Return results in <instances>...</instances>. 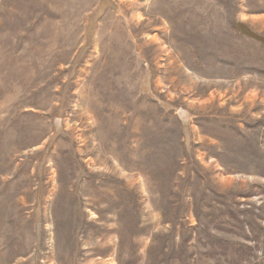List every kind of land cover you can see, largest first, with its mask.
I'll return each instance as SVG.
<instances>
[{
    "label": "rangeland",
    "instance_id": "1",
    "mask_svg": "<svg viewBox=\"0 0 264 264\" xmlns=\"http://www.w3.org/2000/svg\"><path fill=\"white\" fill-rule=\"evenodd\" d=\"M247 30L264 0H0V264H264Z\"/></svg>",
    "mask_w": 264,
    "mask_h": 264
},
{
    "label": "bare ground",
    "instance_id": "2",
    "mask_svg": "<svg viewBox=\"0 0 264 264\" xmlns=\"http://www.w3.org/2000/svg\"><path fill=\"white\" fill-rule=\"evenodd\" d=\"M157 21V20H156ZM154 22V21H153ZM107 67H109V66H107ZM111 67V66H110ZM102 68V67H101ZM113 68V67H112ZM104 69V68H103ZM102 70V69H101ZM104 71H106V70H104ZM109 72H110V68H109ZM114 72H116L115 70H114ZM117 73V72H116ZM128 73H130V72H128ZM100 74V73H99ZM105 74L107 75V73L105 72ZM123 74H125V73H123ZM104 75V74H103ZM110 75V74H109ZM115 75V74H114ZM108 76V75H107ZM121 76V75H120ZM112 77V76H111ZM111 77H109L108 76V79L109 78H111ZM114 77H116V76H114ZM119 77V76H118ZM102 78V77H101ZM117 78V77H116ZM120 78V77H119ZM100 79V78H99ZM105 79H106V77H105ZM114 79V78H113ZM100 80H102V79H100ZM100 80H99V82H100ZM115 81V80H114ZM98 82V81H97ZM99 82H98V84H99ZM107 82V81H106ZM111 82H112V80H111ZM116 82V81H115ZM120 82H121V80H120ZM123 80H122V84H123ZM110 83V82H109ZM118 82H116V86L118 85L117 84ZM101 84V83H100ZM102 85H104V84H102ZM106 85V84H105ZM104 85V86H105ZM109 85H113L112 83L111 84H109ZM120 85V84H119ZM124 85V84H123ZM123 85H121L122 87H123ZM114 86V85H113ZM121 86H118V87H120V88H117V89H121L122 87ZM94 87L95 88H97L96 86H95V84H94ZM101 87V86H100ZM100 87H99V89H100ZM99 89H97V90H99ZM110 89V88H109ZM125 89V88H124ZM104 90V89H103ZM102 90V91H103ZM107 89H105V91H106ZM91 91V90H90ZM109 91V90H108ZM117 91V90H116ZM110 92V91H109ZM113 92V91H112ZM117 92H119V91H117ZM106 94L108 93V92H105ZM102 94V93H101ZM115 94V93H114ZM113 94V95H114ZM93 95V94H92ZM112 95V94H111ZM90 96V95H89ZM95 96H96V94H95ZM118 96V95H117ZM98 98V97H97ZM97 98H96V100H97ZM105 98V97H104ZM104 98H102V99H104ZM115 98H116V96H115ZM90 99V98H89ZM136 99V98H135ZM87 100V99H86ZM93 100V99H92ZM105 100H107L106 101V103H107V105L109 104L108 103V99L106 98ZM116 100V99H115ZM90 101H91V99H90ZM95 101V100H94ZM103 101V100H102ZM114 101V100H113ZM120 101V100H119ZM93 102V101H92ZM90 104V106H92L91 104V102H89ZM97 103V102H96ZM99 103H100V100H99ZM102 103V102H101ZM104 103V102H103ZM114 103H116L115 101H114ZM113 103V104H114ZM98 104V103H97ZM117 104V103H116ZM102 105V104H101ZM117 105H119L120 106V104L118 103ZM93 106H95V105H93ZM122 106V105H121ZM98 107H100L99 105H98ZM109 107V106H108ZM111 107H113V106H111ZM125 107V106H124ZM123 108V107H122ZM106 109H108L107 108V106H106ZM111 109V108H110ZM114 109V108H113ZM113 109H112V112H113ZM85 110H87V108L85 109ZM101 110V109H100ZM109 110V109H108ZM107 110V111H108ZM116 110H119L118 108L116 109ZM126 110V109H125ZM124 110V111H125ZM93 111H96V109L95 110H93ZM120 111V110H119ZM142 111V110H141ZM99 112H101V111H99L98 110V113ZM104 112V111H103ZM106 112V111H105ZM111 112V113H112ZM118 112V111H117ZM82 113V112H81ZM122 113V112H121ZM134 113V112H133ZM96 114H97V112H96ZM112 114H114V113H112ZM135 115V114H134ZM89 116H91V115H89ZM108 116V115H107ZM106 116V117H107ZM115 116V115H114ZM113 116V117H114ZM122 116V115H121ZM103 117H105V115L103 114ZM131 117V116H130ZM99 118V117H98ZM112 118V117H111ZM123 118V117H122ZM125 118V117H124ZM82 119V118H81ZM114 119H117V118H114ZM119 119H121V117L119 118ZM128 119V118H127ZM93 120V119H92ZM101 120V119H100ZM113 120V119H112ZM115 122H116V120H114ZM117 121H118V119H117ZM90 122V121H89ZM128 122H129V120H128ZM131 122V121H130ZM129 122V123H130ZM94 123H95V121H94ZM116 123H120V122H116ZM128 123V124H129ZM107 124V123H106ZM127 124V125H128ZM95 125V124H94ZM99 125H100V123H99ZM115 125V124H114ZM122 125V124H121ZM131 125H133V122H132V124ZM118 126V125H117ZM123 126V125H122ZM104 127H105V125H104ZM109 127V126H108ZM121 127V126H120ZM119 127V128H120ZM124 128H127V127H123L121 130H123ZM131 128V127H130ZM127 130V129H126ZM129 130V129H128ZM112 132L114 131V130H111ZM128 133V132H127ZM129 133L132 135V137L134 136H138V131H137V129H136V127L134 128V127H132V130H130L129 131ZM116 134V133H115ZM111 135H113V134H111ZM120 136H122V135H120ZM118 137V136H117ZM127 137H128V135H127ZM123 138V137H122ZM130 138V137H129ZM129 138H127V140L129 139ZM118 139V138H117ZM114 140V139H113ZM91 142V141H90ZM116 142V141H115ZM88 144H89V142H88ZM91 146V145H90ZM113 149V148H112ZM92 151V150H91ZM61 155V154H60ZM111 155V154H110ZM59 156V155H58ZM67 157V156H66ZM109 157V156H108ZM55 158V156L52 158V159H54ZM57 159V158H56ZM55 159V160H56ZM62 159H63V156H62ZM66 159H68V158H66ZM54 160V161H55ZM65 161V160H64ZM63 161V162H64ZM66 162V161H65ZM108 170V169H107ZM58 174H59V172H58ZM62 178V177H61ZM97 186V185H96ZM99 186H97V188H95L94 189V187H93V190H92V192H90V196L91 197H94L95 198V202H97V205H98V203L100 204V202L102 201V199H106L105 197H107V198H110V196L113 194L112 192L111 193H108V194H105L107 191L105 190V189H102V188H98ZM53 189V188H52ZM56 189V188H55ZM61 189V188H60ZM63 189V188H62ZM61 189V190H62ZM58 191H59V188H58ZM63 193V192H62ZM102 193H104V194H102ZM60 195V194H59ZM57 196V195H56ZM61 198V197H60ZM57 199V198H56ZM55 200V199H54ZM60 200V199H59ZM108 200V199H107ZM64 201V200H63ZM108 202H109V200H108ZM93 203V202H92ZM55 204V203H54ZM105 204V203H104ZM114 204V205H113ZM96 205V206H97ZM111 205V206H110ZM112 205L113 206H117V202H116V200H111L110 199V203H109V205L107 204L105 207H104V211H107L108 210V206L110 207V209L109 210H111V208H112ZM68 206V205H67ZM102 206V205H101ZM98 207H99V205H98ZM96 208V207H95ZM71 209V208H70ZM61 210V217H63V223L64 224H66V225H68V224H70V222H72V220H73V216H74V214H72V213H70V211H72V210H70L69 211V209L68 208H62V209H60ZM97 211H99L98 209H96ZM115 211V210H114ZM113 211V212H114ZM100 212H101V210H100ZM116 212V211H115ZM113 213V214H116V213ZM115 216V215H114ZM113 215H107V219L108 220H110V221H112L113 222V220H115L113 217H114ZM57 217V216H56ZM99 218H100V216H99ZM54 219V218H53ZM60 220V219H59ZM116 221V220H115ZM50 223V222H49ZM60 223V222H59ZM59 223H57V224H59ZM55 224H56V221H55ZM56 224V225H57ZM99 224V223H98ZM97 223H96V225H95V227H97V231L96 230H92L91 228L90 229H87V233L85 234V240H84V243H85V245H91V244H93L94 243V239H95V237L97 236L98 237V235H100V234H102L103 235V231H100V228L98 227L99 225H98ZM51 225H53V224H51ZM104 225V224H103ZM54 226V225H53ZM100 226H102V225H100ZM108 226V225H107ZM52 227V226H51ZM55 227V226H54ZM72 227H73V225H72ZM92 227V226H91ZM95 227H93V228H95ZM105 228H106V226H104ZM87 228H88V226H87ZM108 229H109V227H108ZM112 229V228H111ZM96 231V233H94ZM105 233V232H104ZM107 233V232H106ZM105 233V234H106ZM110 233V232H109ZM108 233V234H109ZM101 236V235H100ZM97 237H96V239H97ZM100 238H102V237H100ZM90 250V249H89ZM82 251V250H81ZM92 251V250H91ZM94 251H96V250H94ZM85 255V254H84ZM48 256H49V254H48ZM52 256V255H51Z\"/></svg>",
    "mask_w": 264,
    "mask_h": 264
},
{
    "label": "trees",
    "instance_id": "3",
    "mask_svg": "<svg viewBox=\"0 0 264 264\" xmlns=\"http://www.w3.org/2000/svg\"><path fill=\"white\" fill-rule=\"evenodd\" d=\"M244 32L247 33L248 35L253 36V37H255L256 39H258V40L260 41L261 44H264V38H263V37H261V36H257V35L251 33V32L248 31V30H247V31H244Z\"/></svg>",
    "mask_w": 264,
    "mask_h": 264
}]
</instances>
